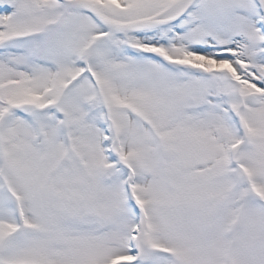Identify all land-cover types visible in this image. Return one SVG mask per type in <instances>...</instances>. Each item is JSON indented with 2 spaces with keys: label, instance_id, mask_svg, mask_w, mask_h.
<instances>
[{
  "label": "snow or ice",
  "instance_id": "snow-or-ice-1",
  "mask_svg": "<svg viewBox=\"0 0 264 264\" xmlns=\"http://www.w3.org/2000/svg\"><path fill=\"white\" fill-rule=\"evenodd\" d=\"M0 264H264V0H0Z\"/></svg>",
  "mask_w": 264,
  "mask_h": 264
}]
</instances>
